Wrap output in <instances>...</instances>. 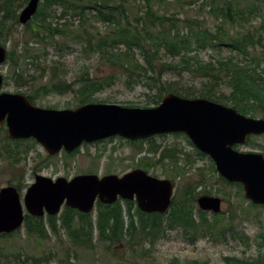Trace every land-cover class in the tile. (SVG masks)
I'll use <instances>...</instances> for the list:
<instances>
[{
	"label": "trees",
	"instance_id": "16d2710c",
	"mask_svg": "<svg viewBox=\"0 0 264 264\" xmlns=\"http://www.w3.org/2000/svg\"><path fill=\"white\" fill-rule=\"evenodd\" d=\"M16 0H0V34L7 37L11 30L7 25L8 17L17 20L14 9ZM22 8L28 0H22ZM179 1V0H175ZM198 0H190L194 4ZM168 0H44L33 20L28 22L22 31L21 39L15 42L13 49L8 54L7 62H10L13 74L22 79L28 75L33 81L35 75L28 73L22 65L33 66L40 72V78L46 80L45 84L38 86L27 97L36 103L41 95L48 93H73L79 98V103L86 104L93 101V96L100 92L105 85H109L113 76L101 80L94 79L88 73H82L80 81L68 82L67 75L61 67V61L49 62L47 48L53 42L59 47H69L70 43H78L84 46L85 52H91L106 58L113 66L122 70L123 75L135 82H143L150 89H158L157 104L162 101L164 94L175 93L185 98H206L222 103L224 98L231 101L233 107L244 115H253L257 112L264 114V90L259 83L262 78L255 75L250 69L241 67L230 58L226 61L204 62L198 58V52L206 49L217 51L220 47H228L239 54L247 55L249 49L256 43L264 40L259 37L255 41L252 31L246 29L249 17H253L260 8L261 0H204L210 4L209 14L219 19V23L213 28L204 25V22L191 18H180L179 14L165 15L158 12L160 5ZM241 2H245L244 5ZM222 3V5H220ZM56 6L62 8L58 13ZM90 10L95 15L87 14ZM81 17V24L74 28L72 18ZM56 19V24L49 19ZM91 18L105 26L106 32L89 24ZM71 19V20H70ZM70 20V21H69ZM240 24V32L231 34L225 30L226 25ZM6 39V38H5ZM125 47V52L118 50ZM139 51L144 64L135 59V51ZM168 52L173 58H178L177 63H163L160 55ZM261 58L254 57L256 67L260 66ZM48 66V67H47ZM167 72L179 74L187 72L201 78L202 87L199 89L185 86L177 82L164 81ZM93 79V80H91ZM5 77L4 84H6ZM81 84L77 88L75 85ZM226 84L229 86V96L216 95L217 90ZM4 140L17 144L20 148L26 140L10 141L7 135ZM36 143L35 140H31ZM191 146L192 143L189 142ZM9 145V144H8ZM8 157L14 159L11 153L13 148L6 149ZM159 145L150 144L148 152L157 154ZM198 157H206L205 154L196 151ZM184 156L185 165L181 166L178 159ZM149 156L143 157L140 167L150 171L155 167H166V161L171 163L175 177L186 176L187 166L191 167L195 161L191 154L183 153L179 149L165 148L156 161L148 160ZM147 160V161H146ZM14 166L19 165L18 158L12 161ZM173 167V168H172ZM217 172L215 166L212 169ZM198 182H190L183 187V194L175 195L170 209L165 214H148L140 211L135 202L118 200L116 203L106 205L98 203L96 213L84 214L70 207H65L62 214L49 216L48 221L43 218L26 216L24 227L28 236L45 239L49 233L54 235L64 232L73 248L92 250L97 244L106 247H116L122 244L132 252H146V242L153 244L168 231L182 230L187 240L195 243L206 237H224L225 233L233 232V215L223 221L222 214H213L212 219L208 213L200 210L197 206L198 191L201 184L206 182L204 174ZM218 180L227 185L237 186L241 191L240 184L227 182L219 176ZM13 185V183H10ZM22 192L24 187L21 182L16 184ZM125 204V206L123 205ZM251 208H258L249 203ZM126 208V209H125ZM95 214V215H94ZM50 229V230H49ZM13 234L0 235V239H7ZM261 236V235H260ZM264 240V235H262ZM16 258H20L18 255ZM228 262L238 264H264V256L253 261L240 262L237 259H227ZM190 264H198L193 262Z\"/></svg>",
	"mask_w": 264,
	"mask_h": 264
},
{
	"label": "rangeland",
	"instance_id": "374dc122",
	"mask_svg": "<svg viewBox=\"0 0 264 264\" xmlns=\"http://www.w3.org/2000/svg\"><path fill=\"white\" fill-rule=\"evenodd\" d=\"M189 1L168 0L167 3L160 5L158 12L165 15L177 13L182 19L201 20L205 26L210 28L219 23L221 17L216 18L209 14L210 4H206L204 0H198L190 5ZM249 1L251 2V0ZM22 2V0H16L14 3L17 16L27 4H24L21 8ZM243 4L246 5L245 2ZM55 9L58 13L62 10L60 6H56ZM87 14L95 15V12L88 10ZM248 20L245 30L248 29L256 34L255 41L259 42V37L264 38V0H261L260 8L256 14L249 17ZM81 21L79 16L72 18L75 29L79 27ZM96 21L95 18H91L89 24L98 27L100 31L106 32L105 26ZM49 22L56 24V19H49ZM6 23L11 30V35L8 34L6 37L5 34L3 36L0 34V45L5 46L10 52L15 42L21 39L24 26L19 23L18 17L16 20L10 16ZM224 28L230 31L231 34L241 31L240 24L226 25ZM58 39L62 43V39ZM59 42L57 46L54 42L52 46H48V58L51 64L53 60L61 61V67L64 74L67 75L66 80L68 82L80 81L82 73H88L90 77L97 80L111 76L113 78L110 80L109 85H105L100 92L93 96V101L86 104L79 103V98L73 93H48L38 97L35 103L37 106L56 110L76 109L88 104H115L130 108H153L161 103L160 101L157 104L158 89L152 90L143 82L128 79L127 75H123L121 69L113 66L106 58L95 53L85 52L84 46L81 44L70 43L69 47L60 48ZM125 49L121 46L115 51L124 53ZM263 54L264 40L256 43L255 47L252 46L247 55L239 54L237 51L224 46L217 51L211 49L199 51L198 58L204 62L226 61L232 58L234 63H238L241 67L250 69L252 73L259 75L262 78L259 83L264 90V60L261 59L258 67L253 62L254 57L261 58ZM135 59L144 64L143 57L138 50L135 51ZM160 59L166 64L179 61L178 58H173L170 53L164 51H162ZM9 63L6 62L0 65V73L7 77V83L3 86L2 91L28 96L38 86L46 83V80L42 82L41 72L37 68L25 64L22 65V68L29 70L28 73L35 75L37 79L33 81L28 75H25L22 79L16 77ZM163 80L177 82L195 89L202 87L201 78L187 72L183 73L182 76L167 72ZM80 85L79 83L76 84L75 88ZM229 94L230 89L226 84H222L216 92L217 97H222L221 95L229 96ZM221 104L233 107L232 102L227 98H224ZM248 116L264 119L262 112ZM5 136L6 128L0 129V188L9 186L10 183L16 186L21 182L24 187L21 192L22 197L34 182L36 175L53 179L58 177L70 179L76 175L93 173L101 177L108 174L123 175L133 169L141 168L143 157L149 156L150 159L148 160L156 161L160 158L163 149L175 148L183 153L191 154L194 158L192 159L195 161L194 164L191 167L187 166L189 172L186 176L174 178L171 163L168 161H166V167L152 168L149 173L161 179L174 181L175 195L179 196H182L183 187L186 184L200 181L202 179L201 175L204 174L206 182L200 185L198 198L204 195L220 197L223 200V212L221 213L223 221L226 223V220L233 215L235 224L233 232L225 233L224 237H206L195 243L189 242L180 229L168 231L153 244L146 242L144 245L145 253L141 251L132 252L124 244L110 248L104 244H97L92 250L73 248L64 232L57 235L50 232L48 237L42 240L28 236L26 228L23 226L19 233L14 234L12 237L0 239V264H190L193 262L198 264H238L228 262L227 259H237L243 262L253 261L264 256V240L262 239V235H264V206L251 208L249 206L250 202L244 198V191H241L237 186L227 185L218 180L220 175L212 170L213 165L215 166L214 162L209 157H198L196 150L189 144L186 135L164 134L136 142V144H130L121 138H115L111 141L95 143V145L82 146L78 149V152L75 151L74 155L72 154L73 156H65L66 153L61 151L54 157L49 156L43 146L37 142L32 143L31 140H26L18 148L16 147L17 144L4 140ZM150 144L159 145L160 151L155 155L150 154L148 152ZM10 148L15 150V153H11L12 155H16V152H18V155L14 156L13 159H19L20 163L17 166H14L13 160L8 157L6 149ZM236 149L241 152L264 154V134L251 137L246 144L236 146ZM178 161H180L181 166L185 165L184 156H181ZM123 205L125 206V204ZM135 206L137 207L136 203ZM207 213L208 217L212 219L213 213ZM48 217H44V221L47 222ZM18 255H20V258H16Z\"/></svg>",
	"mask_w": 264,
	"mask_h": 264
},
{
	"label": "water",
	"instance_id": "95a60500",
	"mask_svg": "<svg viewBox=\"0 0 264 264\" xmlns=\"http://www.w3.org/2000/svg\"><path fill=\"white\" fill-rule=\"evenodd\" d=\"M41 1L28 0L19 14L20 24L33 19ZM7 57L8 50L0 45V65ZM3 82L0 73V129L6 126L11 140L34 139L50 156H56L62 150L71 154L84 143L115 136L138 141L182 133L211 157L222 178L243 187L246 200L264 206V154L235 148L246 144L251 136L264 134L263 118L246 116L209 99H189L174 93L166 94L154 108L88 104L56 110L34 105L26 95L2 92ZM174 192L172 180L154 177L143 169L122 176L83 174L72 179L36 175L24 197L13 185L0 188V235L21 229L27 214L38 218L56 216L64 205L89 214L97 201L113 204L119 199L135 200L144 213L165 214ZM197 203L205 212L223 211L220 197L200 196Z\"/></svg>",
	"mask_w": 264,
	"mask_h": 264
},
{
	"label": "flooded vegetation",
	"instance_id": "af4514ba",
	"mask_svg": "<svg viewBox=\"0 0 264 264\" xmlns=\"http://www.w3.org/2000/svg\"><path fill=\"white\" fill-rule=\"evenodd\" d=\"M115 138H121V137H118V136H115V137H111V138H108V139H105V140H102V141H99V142H95L96 144H99V143H103V142H107V141H111V140H113V139H115ZM121 139H123V138H121ZM123 140H125V139H123ZM127 143H130V144H132V141H130V140H125ZM190 141V140H189ZM95 143H91V144H94L95 145ZM190 144V143H189ZM87 145H89V144H83L82 146H87ZM81 148V147H80ZM79 148V149H80ZM170 149V148H169ZM193 149H195L196 151H197V149L195 148V147H193ZM79 150L77 149L76 150V152H78ZM65 152V151H64ZM66 153V152H65ZM73 155H74V152L72 153ZM72 154H65V156H68V155H71V156H73ZM209 159H210V157H209ZM211 161H212V159H210Z\"/></svg>",
	"mask_w": 264,
	"mask_h": 264
}]
</instances>
